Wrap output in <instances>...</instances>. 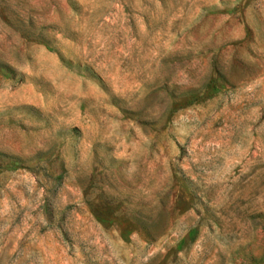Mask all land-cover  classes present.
Instances as JSON below:
<instances>
[{"label":"rangeland","instance_id":"obj_1","mask_svg":"<svg viewBox=\"0 0 264 264\" xmlns=\"http://www.w3.org/2000/svg\"><path fill=\"white\" fill-rule=\"evenodd\" d=\"M0 264H264V0H0Z\"/></svg>","mask_w":264,"mask_h":264}]
</instances>
